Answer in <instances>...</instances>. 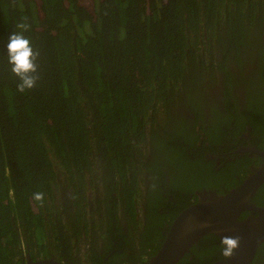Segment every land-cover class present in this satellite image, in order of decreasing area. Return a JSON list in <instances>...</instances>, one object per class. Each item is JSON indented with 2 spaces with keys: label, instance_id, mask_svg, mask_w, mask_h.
Returning <instances> with one entry per match:
<instances>
[{
  "label": "trees",
  "instance_id": "obj_1",
  "mask_svg": "<svg viewBox=\"0 0 264 264\" xmlns=\"http://www.w3.org/2000/svg\"><path fill=\"white\" fill-rule=\"evenodd\" d=\"M93 2L89 11L79 0H0V264H25L26 256L48 259L49 240L61 252L64 228L90 233L87 215L103 214L105 207L97 191H116L138 206L145 177L155 181V188L172 171L188 176L187 192L202 187L201 180L207 186L209 180L222 181L225 190L218 196L239 185L252 173L237 181L252 161L247 155L230 162L229 173L220 176L203 154L206 144L226 137L225 127L237 114L228 109L236 101L227 99L233 102L224 108L226 117L212 108L205 118L203 96L192 94L213 89L221 73L225 96L235 81L247 87L244 119L258 133L255 145L264 151V126L253 125L256 116L264 122V0ZM21 22L30 25L24 35L39 51L40 79L24 93L17 90L6 50ZM184 91L188 93L179 96ZM182 98L193 105V131L198 126V132L188 138L199 140L201 152L194 143L190 149L177 144L175 128L159 139L148 126L157 129L161 116L179 122ZM207 121L212 127L206 134L202 123ZM106 172L114 185L104 188L100 181L105 182ZM151 190L146 203L156 206L147 214L153 219L162 196ZM37 192L44 193L42 205L33 199ZM252 202L264 207V184ZM197 203L194 196L182 208ZM112 215L105 214L106 234ZM63 217L62 227L56 222ZM246 217L243 213L238 220ZM99 218L94 232L103 224ZM159 225L160 217L152 227ZM188 256L180 263L189 264Z\"/></svg>",
  "mask_w": 264,
  "mask_h": 264
},
{
  "label": "flooded vegetation",
  "instance_id": "obj_2",
  "mask_svg": "<svg viewBox=\"0 0 264 264\" xmlns=\"http://www.w3.org/2000/svg\"><path fill=\"white\" fill-rule=\"evenodd\" d=\"M223 76V73L218 75V81H216L213 89L207 88L205 93L192 94H198V98L203 96L201 98L203 102H200V109L205 118H208L210 116L212 108L219 114L221 118L226 117V111L224 110V108H226L230 102H233L232 100L228 101L227 99H233L234 101H236V103L228 109L231 114H233L234 112H236L237 114L230 123L232 125L229 127H225L227 130L226 137L218 139L217 142H213L211 145L206 144L205 150H203V154L205 160L213 162L216 171L221 172L220 176L229 173L230 170L227 171L226 166L230 162H233L239 156L247 155L248 158L252 160L247 167V172L244 174L241 173V175L237 179L239 169H235L233 171L234 179L240 181L241 178L245 174L247 175L248 172L253 173L254 171L264 167V159L253 153L243 151L251 148L262 151V149L257 148V146L255 145V143L259 139L258 133L254 134L250 125L248 124V121H245L244 119V105L245 100L247 99V97H245V94H247L248 91L247 87L245 86L244 82L235 81L231 92H229L228 94L229 97H227L225 96L226 92L224 89L225 84L224 78H222ZM207 80L208 79L205 77V81ZM252 83L257 86L254 80H252ZM198 90L202 91L203 89ZM187 93L188 91H184L180 93L179 96H184ZM182 102L183 104L179 105L177 108L179 109L181 107L178 116H181L182 119L179 122L172 120V116H170L171 122L164 120L160 114V126L157 129L156 125L154 126L153 123H149L148 126L149 128H154L155 133H158L157 138L159 139L166 135V133H171L172 129L175 128V131L180 134L174 138V141L177 144H182L189 148V146L194 142H192L188 137H193L194 133L198 132V126H196L195 131H193L195 127L193 124L194 120L192 119L193 115L191 110V108H193V105L190 107L183 98ZM215 105H217V107H215ZM234 108H236V111L234 110ZM235 123L239 124V126L236 127ZM202 124L207 134L212 126H209L208 121ZM253 125L261 127L260 125L264 126V122H262L260 117L257 118L256 116L253 117ZM181 126H184L183 128L185 133L181 129ZM263 131L264 129L262 130V132ZM194 146L198 147L197 151H202L199 140L195 141ZM152 150L154 152V147ZM194 151L195 150L192 149V152ZM185 153L188 156L191 155L190 150H185ZM107 173L108 172H106L104 175L105 182L100 181V186L104 185V188L105 185H109L110 183L113 184L109 175L107 176ZM248 176L249 174L246 176V178ZM153 182L155 181H149L148 178L145 177V184H141L139 187V191L141 190V192L138 194L139 198H137L139 202L138 206L134 202V200L132 204L129 205V203L122 199L120 194H118L116 191L111 194L97 191L99 195V201L101 198L102 203L105 204V207L102 209L103 214L100 213L99 215L95 216H91L90 214L87 215L88 220H90L88 224L90 233L86 234L85 232H83L82 234H78L79 232L75 231L76 234H74L70 231L67 232L65 228L62 229L60 232L61 235H59V237L65 244V247L61 249V252L56 253L57 250L53 246H51L53 244L51 243V240H49L47 242L49 246L47 247L49 255L48 259H53L61 264H147L160 249L162 243L166 238L170 225L177 217L178 213L184 210L182 208L183 206L188 205L192 201V198L194 196H197L199 203V201H201L200 198L209 199L211 197L218 196L217 191L225 190V185L222 181L213 179L209 180V186H207V183L205 181L201 180L199 182L203 183L201 184L202 187L192 188V192H187L189 188L185 187L190 186L188 176L183 172L177 173L176 171H172L171 174L165 172V181L162 184L160 182V185L158 187L153 188L151 186ZM143 185L145 186L143 187ZM151 189L158 190L159 194L162 196L159 199L153 219L148 218L147 214L148 210L152 211L156 206H152L151 208H149L146 203L147 196L149 194L152 196L153 194V190ZM130 206H132L133 208H131ZM254 206L264 208L255 204ZM178 209L179 211H177ZM97 210L99 212V208ZM132 210L133 215L130 214ZM108 213H113V215L112 222L110 221L109 217L106 216L108 221H110L111 223V227L108 228L109 234H106V229L104 227V218L105 214L107 215ZM176 213L177 215L174 216ZM245 213H247V217L242 221L238 220L239 222H243L255 216L253 212ZM99 217L102 218L103 224L97 227L95 229L96 232H94V225L98 223L96 222V220L100 219ZM159 217L160 225L158 226V228L152 227L154 221H156V219H158ZM63 218L64 219H62L61 222H56L57 224L62 225V227L66 225L67 220V217ZM91 219H94L95 222L92 223ZM59 227L61 226H58V228ZM148 238H150L149 242ZM199 240L200 243H198ZM220 240V237L211 234L201 237L197 240L196 243L192 245L195 246V250L193 248H190V250L186 254H184V256H182V258L176 264L183 261V258H185V256L187 255H189V264H211L225 259L226 257H222L221 254L223 246L221 245ZM263 243L264 241H262L258 246L254 257L249 264H264V246H262ZM209 251H212V255L206 256Z\"/></svg>",
  "mask_w": 264,
  "mask_h": 264
},
{
  "label": "water",
  "instance_id": "obj_3",
  "mask_svg": "<svg viewBox=\"0 0 264 264\" xmlns=\"http://www.w3.org/2000/svg\"><path fill=\"white\" fill-rule=\"evenodd\" d=\"M243 151L264 159V152L251 148ZM264 184V167L251 173L243 182L224 195L209 199L184 209L174 219L158 252L147 264H176L189 248L205 235L239 237V247L234 254L212 264H249L264 241V208L251 202L256 190ZM245 212L254 217L239 222ZM25 264H61L53 259L32 261L26 256Z\"/></svg>",
  "mask_w": 264,
  "mask_h": 264
},
{
  "label": "clouds",
  "instance_id": "obj_4",
  "mask_svg": "<svg viewBox=\"0 0 264 264\" xmlns=\"http://www.w3.org/2000/svg\"><path fill=\"white\" fill-rule=\"evenodd\" d=\"M16 28L17 31L8 37L6 45L7 62L11 66V73L18 79L17 90L24 93L26 90L36 87L40 79L37 64L39 51L33 49L30 40L24 35L29 30L30 25L21 22L16 25ZM33 199L42 205L44 193H34ZM220 243L223 246L222 256L229 258L234 254V250L239 247V237H221Z\"/></svg>",
  "mask_w": 264,
  "mask_h": 264
},
{
  "label": "rangeland",
  "instance_id": "obj_5",
  "mask_svg": "<svg viewBox=\"0 0 264 264\" xmlns=\"http://www.w3.org/2000/svg\"><path fill=\"white\" fill-rule=\"evenodd\" d=\"M79 2L84 5L89 11L93 10V0H79Z\"/></svg>",
  "mask_w": 264,
  "mask_h": 264
}]
</instances>
